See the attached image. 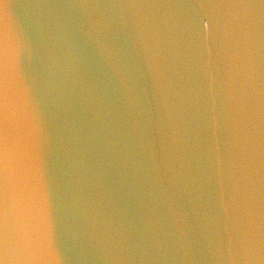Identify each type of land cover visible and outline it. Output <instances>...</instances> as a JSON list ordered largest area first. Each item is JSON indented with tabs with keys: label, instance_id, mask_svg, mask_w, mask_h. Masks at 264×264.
<instances>
[{
	"label": "water",
	"instance_id": "95a60500",
	"mask_svg": "<svg viewBox=\"0 0 264 264\" xmlns=\"http://www.w3.org/2000/svg\"><path fill=\"white\" fill-rule=\"evenodd\" d=\"M3 264H264V0H0Z\"/></svg>",
	"mask_w": 264,
	"mask_h": 264
},
{
	"label": "snow or ice",
	"instance_id": "6c2138e0",
	"mask_svg": "<svg viewBox=\"0 0 264 264\" xmlns=\"http://www.w3.org/2000/svg\"><path fill=\"white\" fill-rule=\"evenodd\" d=\"M201 2H214V0H201ZM2 250H3V245H2V239H0V264H3V259H2ZM209 264H222V262L215 260L214 258L209 261Z\"/></svg>",
	"mask_w": 264,
	"mask_h": 264
}]
</instances>
